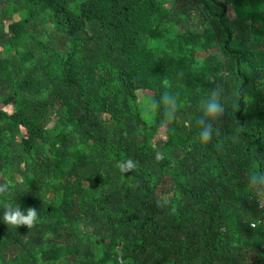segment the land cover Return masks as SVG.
<instances>
[{
	"label": "trees",
	"instance_id": "16d2710c",
	"mask_svg": "<svg viewBox=\"0 0 264 264\" xmlns=\"http://www.w3.org/2000/svg\"><path fill=\"white\" fill-rule=\"evenodd\" d=\"M10 104L0 264H264V0H0Z\"/></svg>",
	"mask_w": 264,
	"mask_h": 264
},
{
	"label": "clouds",
	"instance_id": "9594fccd",
	"mask_svg": "<svg viewBox=\"0 0 264 264\" xmlns=\"http://www.w3.org/2000/svg\"><path fill=\"white\" fill-rule=\"evenodd\" d=\"M222 111V105L216 99H210L205 105V112L210 117H215ZM209 132L205 129L201 132V139L207 140ZM3 189L0 188V191ZM37 210L31 207L21 208L19 205L8 204L2 213H0V222L6 225L31 227L37 220Z\"/></svg>",
	"mask_w": 264,
	"mask_h": 264
},
{
	"label": "rangeland",
	"instance_id": "374dc122",
	"mask_svg": "<svg viewBox=\"0 0 264 264\" xmlns=\"http://www.w3.org/2000/svg\"><path fill=\"white\" fill-rule=\"evenodd\" d=\"M15 29H16V31H20L21 29H20V27L18 26V25H15ZM203 53L202 52H199L198 53V55H202ZM0 110L3 112V113H8V112H11L12 110H13V106H12V104H10V105H7V106H2V105H0ZM172 108L171 107H169V106H166V105H164L163 106V111L165 112V113H170V112H172ZM159 137H164V133H163V131H161L157 136H156V138H159Z\"/></svg>",
	"mask_w": 264,
	"mask_h": 264
},
{
	"label": "built area",
	"instance_id": "2783aa9c",
	"mask_svg": "<svg viewBox=\"0 0 264 264\" xmlns=\"http://www.w3.org/2000/svg\"><path fill=\"white\" fill-rule=\"evenodd\" d=\"M260 206H262V205H260ZM259 224V223H261L262 224V226L264 227V214L260 217V219H258V221H254V222H251L250 223V225L252 226V227H254L255 226V224ZM263 248H264V243H263Z\"/></svg>",
	"mask_w": 264,
	"mask_h": 264
}]
</instances>
